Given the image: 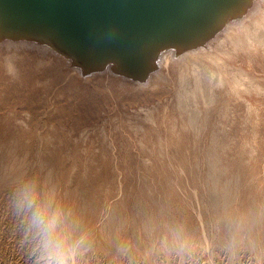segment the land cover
<instances>
[{"label":"rangeland","instance_id":"rangeland-1","mask_svg":"<svg viewBox=\"0 0 264 264\" xmlns=\"http://www.w3.org/2000/svg\"><path fill=\"white\" fill-rule=\"evenodd\" d=\"M259 35L141 83L0 43V264H41L28 182L89 234L78 264H264Z\"/></svg>","mask_w":264,"mask_h":264},{"label":"water","instance_id":"water-1","mask_svg":"<svg viewBox=\"0 0 264 264\" xmlns=\"http://www.w3.org/2000/svg\"><path fill=\"white\" fill-rule=\"evenodd\" d=\"M255 0H0V43L51 47L87 76L147 81L167 51L205 46Z\"/></svg>","mask_w":264,"mask_h":264},{"label":"clouds","instance_id":"clouds-1","mask_svg":"<svg viewBox=\"0 0 264 264\" xmlns=\"http://www.w3.org/2000/svg\"><path fill=\"white\" fill-rule=\"evenodd\" d=\"M17 206L37 242L41 264H78L90 237L86 230L77 228L70 213L48 197H42L31 182L19 189Z\"/></svg>","mask_w":264,"mask_h":264},{"label":"bare ground","instance_id":"bare-ground-1","mask_svg":"<svg viewBox=\"0 0 264 264\" xmlns=\"http://www.w3.org/2000/svg\"><path fill=\"white\" fill-rule=\"evenodd\" d=\"M254 3H255L253 4L254 6H252L249 9V12H247L241 18H238L234 21L229 22L223 29V32L218 33V35L212 38L205 46H200L194 49H189L179 55L174 54L172 51L164 52L160 56L158 69L161 67V65L162 67L168 66L172 60H177V59L189 58L187 61H185L188 64L194 61H198L200 58L207 56L209 60L213 63L216 61V58L218 57V55H216L214 51L217 50L221 46H226L227 41L229 40L240 41L242 34H244L246 38L252 41L258 39L259 36H261L259 35V32L261 30H264V10L263 11L261 10L262 12H260L261 8L259 9V4H261L262 6L264 3V0H255ZM5 43L7 44L11 43L14 45L15 43H20V44H24L27 46H33V47H36L37 45H39V46H44L46 48H51L44 44H38L33 41H26V40H20V41L11 40V41H6ZM68 66H69V62H68ZM216 66L218 69H221L222 65L219 62H217ZM73 69L79 72L78 69H75V68ZM106 71H108V69ZM183 72L184 70H182V74H181L182 78L186 76ZM152 77L155 80L156 79L159 80L161 75L159 74V71L155 70L152 74ZM137 82L141 83L144 81L140 82V80H137Z\"/></svg>","mask_w":264,"mask_h":264}]
</instances>
